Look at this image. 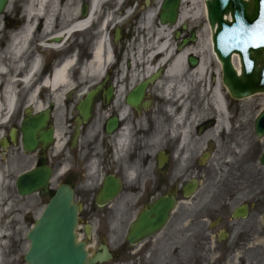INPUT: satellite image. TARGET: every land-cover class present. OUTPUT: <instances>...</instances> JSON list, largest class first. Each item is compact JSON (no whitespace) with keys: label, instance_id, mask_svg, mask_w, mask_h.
<instances>
[{"label":"flooded vegetation","instance_id":"flooded-vegetation-1","mask_svg":"<svg viewBox=\"0 0 264 264\" xmlns=\"http://www.w3.org/2000/svg\"><path fill=\"white\" fill-rule=\"evenodd\" d=\"M62 1L58 2V11L55 14L53 23L50 25L49 35L37 32L34 40L30 42L25 61L30 65L33 55H40L42 60V68L45 70L42 75L35 76V83L39 84L43 79L44 73L50 74L56 68L61 67L66 61L73 62L71 71H76L87 64L89 58L94 52V49L99 44L100 30L104 19L109 22L106 32L109 36L111 47L120 54L124 44L133 39L134 36L140 37L149 41L152 37L147 35V16L151 15L150 23L153 26V0H124L123 6L117 10L115 2H110L102 7L96 19L85 27L80 32L72 31L67 36L63 34L72 26V21L62 20L61 16L64 11L72 10L71 6L64 9ZM77 15L76 21L81 20L83 15H87L91 9V0H77ZM128 12L130 16L125 19L124 13ZM22 8L21 3L13 2L9 4V8L5 15L1 18L0 32V52L5 51L8 44V38L15 34L22 33ZM75 21V22H76ZM143 22V26L140 23ZM137 25L136 30H128L131 26ZM142 26L140 29L139 27ZM9 34V35H8ZM41 47V48H40ZM109 77L106 81L98 84L97 87L103 86L108 89L112 86L109 82ZM126 83H124L125 85ZM73 96H68L66 102L69 104ZM41 102H46V99L41 98ZM99 102V103H98ZM100 107H105V101L100 98L98 100ZM114 100H111L112 104ZM125 103V100L123 101ZM51 103H46L52 114L54 107ZM110 107V105H109ZM71 107L69 104L65 106L62 120L68 122L69 138L71 140L75 133L76 113L69 114ZM76 112V106L74 107ZM137 114L135 113L134 116ZM112 116V115H111ZM26 116L24 115V118ZM211 119V118H210ZM90 123L83 124L80 127L79 139L71 153L79 151L80 139L84 136L85 131ZM52 125V121L48 127ZM209 125H213L209 121ZM105 126V123H104ZM103 126V130H104ZM153 126V125H152ZM121 124H118V129ZM153 128V127H152ZM197 132V129H196ZM106 137L111 138L105 133ZM198 134V132H197ZM179 141L170 140L166 152L161 156L158 152L152 157H145L140 161L145 169L148 165L153 166L152 183L149 189H144L139 192L135 187L128 189L131 197H137L136 200H130L129 211L140 208L131 218L123 236L111 234L110 231L103 238L104 244L108 248V252L112 256L109 259L102 260L101 264H144V260L137 263L135 258L138 255L145 254L143 251L150 248L153 251L152 264H264V196L260 195H238L224 194L206 196L201 194L204 189V179L206 175L204 163L199 159H192L193 166L186 168L183 162V150ZM86 146L84 150H87ZM44 154L40 148L37 154L38 165L45 163L49 164L51 169H57L61 158L56 160L47 159L40 163V156ZM76 154H73V158ZM126 164L119 173L114 174L107 172L103 177L112 176L119 180L122 185L121 193L125 188L127 175L124 171L130 168H135L138 162L136 155L126 158ZM82 158L78 163L73 159L74 170L63 177V181L67 178L82 176L80 168H84L87 161ZM142 175V174H141ZM140 177V174H139ZM67 181V180H66ZM74 179L71 182L74 183ZM192 181L196 182V191L190 195H184V188ZM138 195V196H136ZM162 199L165 202L158 207L164 212L167 209L166 202L173 200L174 207L168 213V219L165 225L159 229L154 235L144 242L131 245L127 240V235L130 225L136 218L143 213L148 206L158 204ZM110 209L111 204L105 206ZM113 241H117L114 248L110 245ZM176 244V247L169 253L165 251ZM10 248V264H26L24 258L14 261L18 244L11 243Z\"/></svg>","mask_w":264,"mask_h":264},{"label":"rangeland","instance_id":"rangeland-1","mask_svg":"<svg viewBox=\"0 0 264 264\" xmlns=\"http://www.w3.org/2000/svg\"><path fill=\"white\" fill-rule=\"evenodd\" d=\"M12 1L13 4L20 2L22 7H27L28 3L30 2L29 0ZM195 1L199 2L201 0ZM37 2L34 0V4H37ZM160 2L161 0H153V33L155 32L156 27L159 25L158 14ZM54 3L55 0H49L47 6L43 9L50 13L53 9L51 5ZM199 6V3L192 4L191 1L183 3L182 7L184 10H186V12H188L189 15L185 21L182 22L177 29H175V32L180 33L179 38L181 40L188 38L191 33H200L202 40L208 38V21H206V17L203 16L202 12L198 11ZM136 28L137 25L135 24L133 28L130 26L128 30L132 29V31H134ZM175 32L171 34V41L173 42L172 44H174V46L178 44L174 38ZM155 39L156 36L153 35V42H155ZM131 42L132 40L129 42L130 45L137 43L136 40L134 43ZM126 54L127 52L122 51V55L119 57V64H121L123 60L121 64L123 65V68L126 67L125 60L131 59H129L130 54L128 56H126ZM206 54L207 58H209L208 50H206ZM126 57L128 58L126 59ZM210 60L213 59L209 58V61ZM0 61L11 66V54L1 51ZM168 62L169 59H167L166 63ZM208 69L212 72H217L220 70V66H218V64L213 60ZM120 71L121 69L114 71L113 80L118 78L120 80ZM76 74H72V77L79 81L78 78L80 73L77 75ZM211 77L214 78L216 75L213 73L211 74ZM89 85L90 84H87L84 85L83 88H78L76 96L71 102H69V104L71 103L69 114L75 113L74 106L80 100H82L84 94L88 92V90L93 88H89ZM30 88L33 89L32 87L23 89L22 86L15 88V91L18 94V101L14 105V109L11 114L12 117L8 118L6 124L0 127V140L3 138L7 139L9 131L17 128L20 125L19 122H21L24 110L27 107V99L32 93L30 92ZM127 91H124L122 96L119 97L120 102L125 98ZM220 91L222 92L221 95L227 99L228 94L222 85ZM64 97L61 98V103L59 104L60 106L56 107L53 118L54 127L57 128L59 133V137L57 138L59 141L58 143H64V146L60 151V164L59 167L54 171L50 187L54 190L57 185L62 183V178L64 175L61 173L62 170L69 169L71 172L74 170L73 159H76L78 163L81 162L82 158L85 159L84 161H87L85 167L80 168L82 173L80 178L77 175V177H71L65 180H67V182L70 183L67 184H69L72 189H74V203L80 204L82 206V211L79 216V228L76 232L77 236L79 240L86 243L89 251L88 253L93 255L96 253L98 241L105 238L109 231L111 234L120 235V237L123 236V233L126 231L127 226L131 221V218L140 209L137 208L135 210H128L130 200H136L137 197H131L129 193L127 194L126 190L127 188L130 189L135 187L136 190L142 193L144 189H149V186L152 183L153 166L150 164L142 170L141 167L143 164H141L140 161L149 156V153H153L154 155L156 152H166L165 149H167V140L170 139L171 136L166 134L164 138L162 137L160 140L155 142L153 140L151 141V139H153L152 137H150V139L141 137V140L138 141V148L134 151L136 157L138 158L137 165L135 168H130L124 171V174H126L128 177L125 182L123 193L116 201H114L110 209L97 208L94 204V197L96 196L102 181L101 178L107 172H112L114 174L119 173L120 169H123V166L126 164V160L124 159L125 157L122 159H117V155H115L114 152L116 140L113 142L110 141L109 143V141L103 137L104 134L102 131V126L105 118L101 119V114L103 111L99 105L95 106L94 118L87 127L84 136L80 140L79 151L77 150L71 153L67 146L68 135L70 131L68 122L65 123L64 121H61L65 105L67 106L65 100L63 101ZM150 98L153 100L152 106L150 108L152 110L157 106V102L152 95H150ZM163 98L164 97H162V99ZM48 99L51 100V96H49ZM165 100L168 99L165 98ZM112 108L116 110L115 104ZM98 109H100L101 112H99ZM231 111L233 112L232 115L234 122V131L231 137L226 135L222 138H219V136L214 135V138H210V136L206 135L204 142L201 141V143L198 145L199 148L197 149V152L198 150L201 151L202 149L207 148V144L209 142L215 148L214 151H211L209 158L205 163L206 175L203 182L204 189L201 194L206 196L224 194H258L260 196H264V168L259 164L260 157L264 152V137L256 138L254 133L255 118L260 112L264 111V95L253 98L251 97L243 101L232 102ZM157 112L158 113L155 112L153 114V111H151L150 113L147 112L143 114L136 124L140 125L139 128L141 126H144L143 128H150L148 123H151L155 128L158 127L159 129L165 131L169 130V117L166 116L164 112ZM188 116L189 115H187V117ZM129 117V121H131V115ZM191 117L192 116L189 118ZM194 117H200V113H195ZM16 143L17 144L11 145L9 148H7L3 155L0 151V237L6 235L8 238H10V245L11 243H13V245L18 244L17 251L15 252L16 255L13 257V263L25 255L28 247V244L25 240V234L29 230L33 220L40 214L48 200L46 195H33L27 198L17 197L14 185L16 178L20 174L30 170L35 165L37 158L35 155H25L21 150L20 143ZM86 146L88 149L82 152L81 150L85 149ZM208 149L210 150V148ZM197 152L195 151L194 153ZM57 154L58 153L56 149H52L49 154L50 160H56ZM73 154H76L75 158H73ZM94 154L96 155V159H93ZM199 154L200 152L197 153V156ZM89 161L91 162L89 163ZM91 168L97 170L92 176L90 172H92L93 169L91 171ZM88 171L89 173H87ZM72 179L75 180L74 183L71 182ZM86 225H90L92 227V233L89 237L85 236L84 231ZM116 244L117 241H113L110 246L114 248ZM11 247L13 246L11 245ZM175 247L176 244L168 248L165 253H169L171 250H176L173 249ZM143 252L145 253L143 254V257L142 254L135 255L137 263L141 260H144V264H152L150 260L153 259V251L150 250V248H146Z\"/></svg>","mask_w":264,"mask_h":264},{"label":"bare ground","instance_id":"bare-ground-1","mask_svg":"<svg viewBox=\"0 0 264 264\" xmlns=\"http://www.w3.org/2000/svg\"><path fill=\"white\" fill-rule=\"evenodd\" d=\"M29 1L30 2L27 5V9L28 16L31 18V22H33L35 18H43L44 11H46L43 8L47 6L49 0H38V2L35 0L37 4H34V0ZM104 1L107 0H93L89 13L78 21H76V19L78 18L77 6L79 2L77 0L62 1L61 6L64 9L71 6L72 10L67 11V13L64 11L61 18L63 21L70 18L73 23L70 29L65 32V34H63V37L67 36L72 31L78 32L80 30H84L88 24L96 19V11L99 10L101 4ZM188 1H191L192 4H197V1L195 0H182V4ZM57 2L58 0H55V3L51 5L53 9L51 10L49 16L44 17V28L36 29L37 32H41L45 35L50 34L48 30L51 25L53 14L58 11ZM204 3L205 0L200 1V6L198 8V11L202 12L203 16H205ZM124 15L126 19L128 18L129 13L125 12ZM188 15V12L182 8L175 26L167 27L158 25L155 29V32L153 33V26L149 22L151 15L148 14V22L146 23L147 35L152 37L154 35L156 36V39L155 42H153V40H150L152 37L148 38L149 43L144 46L145 48L142 49L143 51L141 50V45H139L138 52L133 55L137 59H144L143 62L136 63L128 61L126 62L127 65L125 68H123V65L119 68L121 69V72H125L128 79H126L127 82L125 85L119 80V78L115 80V82H117V85L115 86L117 91L115 92V101L113 104H115L119 111V119L122 123L121 127L117 130L114 136L108 139L109 143L110 141L113 142L117 140V147H119L123 139H127L125 136L132 137L133 135H141V137L146 136L149 139L152 137L153 139H151V141L153 140L155 142L160 140L162 137L164 138L167 134L168 136L179 137L182 147L184 146L186 151L192 150L195 152L199 148L198 145L201 143V141L204 142L206 135L210 136V138H214V135L221 137L229 135L231 137L234 130L232 127L228 130H225V124L223 123V120L220 119V114L216 104V101L218 100V93L221 95V85L218 78H213L214 85L209 91L206 93L202 91L203 87H205V84L203 83L207 76L210 75V73H214L215 75L218 74L217 72H212L208 69L213 60L215 62L217 61L215 54L212 52V44L210 42L212 35L211 29L209 27L207 28L208 38L202 40L201 34L199 33L197 34V42L194 43L193 46H188L181 51H178L174 44H172L173 42L171 41V34H173V32H175L174 30L185 21ZM105 22L107 23V20H105ZM142 24L143 22L140 23V25ZM142 26H140L139 29ZM32 32L33 29L31 26H28L26 31L13 37L8 48V51H11V66L0 61V101L2 100L0 102V127L6 124L7 119L10 117L14 109L15 103L18 101V94L15 91V88L18 86H22L23 89L29 88L33 78L37 74V63L35 60H32L30 65L27 67L25 65L24 67V57L26 55L25 50ZM206 50L209 52V58H212L213 60L209 61ZM189 56H194L199 59L198 65L193 69L189 68L187 65V57ZM167 59H169V62L165 64ZM111 63L112 60L110 51L104 49L102 46H98L96 47L88 64L83 70L79 72V81L72 77L73 75L71 67L73 66V62L71 63L70 61H66L63 66L56 69L49 81H45L44 87L50 89L48 94L51 96L55 106L59 107L61 98L67 92H77L79 87L83 88L84 85L87 84H90L89 88L98 85L103 76L104 70L108 68ZM233 63L238 70V59L236 56L233 58ZM162 66V74H160L155 83L151 85L152 88L150 92V95L156 99L157 106L154 109L146 112L150 113L153 111V114L155 112L158 113L157 111L164 112V114L170 118V121H168L170 128L167 131L159 129L158 127L155 128L154 126H152L153 128H143L144 126L139 128L140 125L136 124V122L139 120L129 121L130 112L125 109L126 105L120 102L119 97L122 96L124 91H127L126 88L130 89L131 86L135 85L140 80V75L143 73H153L156 69ZM15 78L21 79L16 81L14 80ZM163 92L164 96L169 98L168 100H165L164 98L162 99ZM27 102L29 105L36 104V92H33V94L29 95ZM40 109L41 106L38 105L36 110L38 111ZM101 109L103 111L101 114V119H106V114L109 110H111V108ZM98 110L101 112L100 109ZM138 112L141 117L143 113L140 114V111ZM175 112L177 115L175 117H170L171 113ZM195 113H200V117H194ZM232 113L231 118L233 119ZM186 115L192 117L190 119H186ZM210 118L215 120L213 125L210 126L203 133V135L198 137L193 136V131L201 124L207 122ZM58 137L59 134L56 135V139ZM193 138H195L194 141H192ZM58 142L56 143L55 148L59 152L63 148L64 143ZM116 154L117 159H119L118 152Z\"/></svg>","mask_w":264,"mask_h":264},{"label":"water","instance_id":"water-1","mask_svg":"<svg viewBox=\"0 0 264 264\" xmlns=\"http://www.w3.org/2000/svg\"><path fill=\"white\" fill-rule=\"evenodd\" d=\"M180 0H164L160 7L159 21L162 26H173L177 21ZM7 0H0V14L5 9ZM207 21L212 31V46L222 68V83L230 96L241 100L258 93H264V0H207L205 2ZM179 33L175 35L177 39ZM195 42V35L184 40L180 46ZM236 56L239 63L237 71L232 62ZM191 66L196 64L190 58ZM154 76L149 82L154 81ZM147 82L137 86L127 97V104L138 110L144 97ZM111 89L103 93L105 99L110 100ZM99 89L90 92L77 108L83 122L91 117L93 103L98 99ZM257 95V96H262ZM256 97V96H254ZM48 114L30 118L21 124L22 148L24 152L33 153L39 144L46 148L52 141L53 130L44 131L48 121ZM255 135L264 136V112L254 121ZM80 122L78 121V124ZM117 126L116 118L106 124V132L112 133ZM10 134L14 143L15 131ZM4 142V141H3ZM5 149L6 145L0 144ZM264 166V153L260 159ZM51 171L41 167L31 172L21 174L16 181V188L20 197H27L35 193L44 195L48 192ZM194 186L191 188L193 189ZM119 191V183L107 178L96 197V204L103 206L113 200ZM48 205L35 221L27 233L30 247L24 259L28 264H96L97 261L109 257L106 248L88 259L85 244L76 241L75 230L78 224L80 206L73 203V192L65 185L57 188ZM156 206L149 207L139 216L138 221L131 226L129 242L136 243L151 236L162 224V211ZM171 207L172 202H169Z\"/></svg>","mask_w":264,"mask_h":264}]
</instances>
